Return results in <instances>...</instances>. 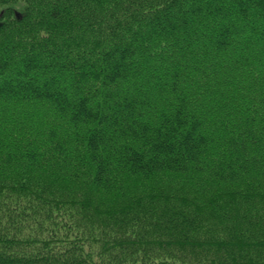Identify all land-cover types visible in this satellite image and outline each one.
<instances>
[{"label": "trees", "instance_id": "16d2710c", "mask_svg": "<svg viewBox=\"0 0 264 264\" xmlns=\"http://www.w3.org/2000/svg\"><path fill=\"white\" fill-rule=\"evenodd\" d=\"M192 2L0 0L2 220L47 210L103 264H264V0ZM62 240L0 264L102 262Z\"/></svg>", "mask_w": 264, "mask_h": 264}, {"label": "rangeland", "instance_id": "374dc122", "mask_svg": "<svg viewBox=\"0 0 264 264\" xmlns=\"http://www.w3.org/2000/svg\"><path fill=\"white\" fill-rule=\"evenodd\" d=\"M192 1H194V0H191V3H193ZM186 9H188V8H186ZM262 49L264 50V47H262ZM152 63L156 64L155 61H153ZM145 66H149V64L145 65ZM151 67H152V72L145 69L147 79L152 75V73L154 74V72L157 70V68H155L153 65H151ZM127 78L128 79L129 78H132V79L135 78L136 81L138 79V77L135 75L134 76L129 75ZM50 170L52 171V174H53V172H54V174H56V175H53L54 179L58 178V180H59V177H58L59 172H57L58 169L50 168ZM65 176L67 177V178L65 177L66 180L69 182L70 181L69 178L71 177L70 174H68L66 172ZM49 210H50L49 213L51 212V214L54 215V218L53 217L51 218L52 220L55 219V216H58L61 214L60 211H58L54 208H51ZM9 212H10V210L5 211V218L3 220H2V218H0V224H2L3 226H6L7 224L8 225L11 224V225H9L8 232L11 233L12 235H15L16 237H18L20 239V243H21L20 246L24 245L25 248H22V249H24L27 252L22 251L23 255H21L22 253L18 254V252L13 251V250L17 249V247L15 245H13V247H12L13 250L11 247L5 246V244H6L5 240H7V239H8V242L9 241H17L18 242V240L10 238L7 235H6L7 237L5 235H1L0 236V248L4 249V247H6V249L10 248L12 250V251H9V250L1 251L0 250L2 252V254H5L4 260H6V261H4V262H7V261L10 262L11 261L10 259H15L16 255L21 256V257H25V260L35 258L34 256L38 257V254H36V252H38L37 251L38 248H39V250H42L40 248H43V251H52L53 249H56L57 246H59L58 244L61 243L60 240L62 238L63 239L66 238V241L62 240L63 246L67 245V244L69 246H71L72 243H70V240L71 239L73 240L74 238L76 239V241H78L77 245H79V243H82V242H85V243L86 242H89V243L92 242L90 245H88V247L85 248V252H84L85 255L88 253H92L93 255H97V254L102 252V253L110 254L109 258H111L113 256V258L116 260H118L116 258V256L122 255V252H121L122 248L119 247L120 244L118 242L115 245L113 243V241H111V239L105 238L104 240H102V242L104 241L103 242L104 244L102 246L103 248L101 249V248H99L101 246V244L97 242V240H98L97 238L99 236L97 237V235H93L92 237H89V235H90L89 234L87 237H85L86 235L82 232V230L84 228L72 225V227H69V229L67 227H64L62 229V228H60V227H62V222H63L61 217H60V219H58V222L60 220V224H61V225H59L60 227L58 226V224L50 223V219L48 217L47 210H44L43 212L38 213V209H36L33 212H32V210L27 209L26 212L30 216L27 217V219H25L24 222H21L20 225L13 224L12 222H15V221H12V220H9L12 222L8 223V217H9L8 213ZM1 214H3V213L0 212V215ZM3 216H4V214H3ZM91 230H90V232H91ZM56 234H57V236H55ZM98 235H102V233L98 231ZM80 236H81V238L79 240L78 237H80ZM51 238H53L52 239L53 241L51 240ZM21 240H23V241H21ZM123 255H125V254L123 253ZM99 258H100V260H102L101 263H99ZM92 259L99 264H103V262H104L103 258L98 257V255L93 256ZM150 259L148 257H146V258H141L140 260H135L133 262L129 261L128 263H126V262L124 263L123 261H120L122 263L113 262L110 259L109 261H107L106 264H152V263H150ZM166 260L167 261H176L175 259H172V258H166ZM5 264H7V263H5ZM10 264H12V263H10ZM13 264H25V263H24V261H20L19 263L13 262ZM192 264H197V262L192 263Z\"/></svg>", "mask_w": 264, "mask_h": 264}]
</instances>
